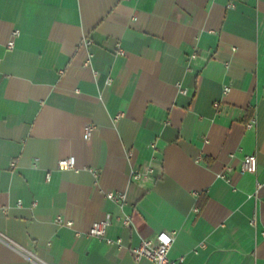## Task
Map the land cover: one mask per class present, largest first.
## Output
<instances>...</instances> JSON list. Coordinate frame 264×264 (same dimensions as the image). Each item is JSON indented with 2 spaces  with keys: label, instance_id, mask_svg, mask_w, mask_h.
<instances>
[{
  "label": "crops",
  "instance_id": "obj_1",
  "mask_svg": "<svg viewBox=\"0 0 264 264\" xmlns=\"http://www.w3.org/2000/svg\"><path fill=\"white\" fill-rule=\"evenodd\" d=\"M262 231L264 0H0V264H151L130 249L160 232L264 264Z\"/></svg>",
  "mask_w": 264,
  "mask_h": 264
},
{
  "label": "built area",
  "instance_id": "obj_2",
  "mask_svg": "<svg viewBox=\"0 0 264 264\" xmlns=\"http://www.w3.org/2000/svg\"><path fill=\"white\" fill-rule=\"evenodd\" d=\"M14 35L18 34V31H15L13 33ZM90 40H85L84 45H90ZM7 48H12V42H10L7 45ZM117 54L123 55L124 51L120 48L118 45ZM194 58V56H192ZM107 83H110V79L107 80ZM228 91V88L225 87L224 92L226 93ZM217 106V103L215 104ZM119 118V116H117ZM93 131L92 126H86L85 127V135L90 136ZM152 148L156 150V145L153 144ZM75 168V162L73 158H66L62 159L58 162V169L60 170H70ZM258 168V162H257V156L256 154H249L245 155L241 160L240 165V172L241 173H248L255 175L257 173ZM153 173L152 169H147L145 172L140 171H132L131 172V178L133 180H140L143 178H146L147 176H150ZM221 177L225 178V175H222ZM259 188V184L257 183V189ZM106 198L117 203L122 204L125 200V194L124 193H106ZM196 210V209H195ZM55 222L58 225H65V226H72V223L70 221H65L61 217H57ZM129 218L125 217L123 219V224L128 225L129 224ZM250 224L252 226L255 225V219L250 220ZM109 225L108 220H102V221H96L94 222L90 229L87 232L88 236L97 238V239H103L105 242L109 245H116L117 247H121V240H111L106 237V229ZM76 236H79V233L76 232ZM262 235H264V231H262ZM174 241V233H167V232H160L158 233L154 238L151 239H143L141 242L130 249V253L132 258L135 261H138L142 258L148 259L151 264H182V259L179 261H172L169 259V250L171 248V245Z\"/></svg>",
  "mask_w": 264,
  "mask_h": 264
}]
</instances>
